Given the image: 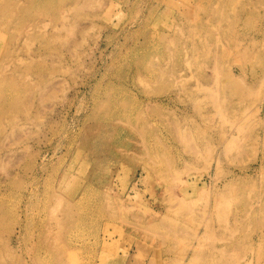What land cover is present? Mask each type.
<instances>
[{"label": "rangeland", "instance_id": "1", "mask_svg": "<svg viewBox=\"0 0 264 264\" xmlns=\"http://www.w3.org/2000/svg\"><path fill=\"white\" fill-rule=\"evenodd\" d=\"M0 264H264V0H0Z\"/></svg>", "mask_w": 264, "mask_h": 264}, {"label": "bare ground", "instance_id": "2", "mask_svg": "<svg viewBox=\"0 0 264 264\" xmlns=\"http://www.w3.org/2000/svg\"><path fill=\"white\" fill-rule=\"evenodd\" d=\"M71 9H72V8H71ZM71 9H70V10H71ZM68 10H69V7H68ZM46 17H47V16H46ZM139 74H140V73H139ZM136 81H137V80H136ZM202 89L205 90L206 87H205V88H201L200 90H202ZM116 109H118V107H117ZM238 152H239V151H238ZM237 155H238V154H237ZM239 156H240V155H239ZM235 210H236V209H235ZM236 214L239 215L238 213H236ZM237 215H236V217H237ZM236 217H235V218H236ZM240 219H241V218H240ZM244 219H245V217H244ZM238 220H239V219H238ZM241 220H242V219H241ZM234 222H235V221H234ZM236 223H237V222H236ZM236 223H235V224H236ZM241 223H243V222H241ZM233 224H234V223H233ZM237 224H238V223H237ZM238 225H239V224H238ZM240 225H241V224H240ZM240 225H239V226H240ZM242 225H243V224H242ZM226 227H227V226H226ZM226 227H224V228H226ZM240 228H241V227H240ZM224 231H225V230H224Z\"/></svg>", "mask_w": 264, "mask_h": 264}]
</instances>
